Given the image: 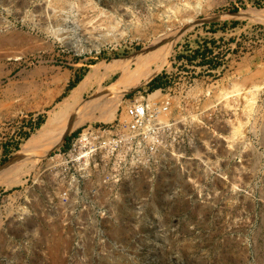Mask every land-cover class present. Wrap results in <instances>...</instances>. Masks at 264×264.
I'll use <instances>...</instances> for the list:
<instances>
[{"label": "rangeland", "instance_id": "1", "mask_svg": "<svg viewBox=\"0 0 264 264\" xmlns=\"http://www.w3.org/2000/svg\"><path fill=\"white\" fill-rule=\"evenodd\" d=\"M196 3L206 20L181 25ZM177 28L160 72L118 110L135 95H171L191 125L179 157L130 169L120 182L67 176L61 156L76 133L121 110L76 127L43 156L20 155L73 83L99 67L82 99L98 96L117 79L116 61ZM157 77L161 88L151 90ZM261 126L264 0H0V264H264Z\"/></svg>", "mask_w": 264, "mask_h": 264}, {"label": "built area", "instance_id": "2", "mask_svg": "<svg viewBox=\"0 0 264 264\" xmlns=\"http://www.w3.org/2000/svg\"><path fill=\"white\" fill-rule=\"evenodd\" d=\"M120 110V118L112 123L86 124L77 133L61 156L67 176L75 170L88 181L100 174L107 179L104 184L120 182L129 177L130 169L181 155L179 137L191 125L163 89L135 95Z\"/></svg>", "mask_w": 264, "mask_h": 264}, {"label": "bare ground", "instance_id": "3", "mask_svg": "<svg viewBox=\"0 0 264 264\" xmlns=\"http://www.w3.org/2000/svg\"><path fill=\"white\" fill-rule=\"evenodd\" d=\"M191 7L193 13L189 14L187 18L179 19L181 25L190 28L206 20V18L204 20H198L197 17V15H202L204 13V7L201 3H196L191 5ZM178 24L177 26H179ZM182 32L183 29L177 28V30H168V32L160 33L161 35L152 36L153 39L150 40V42L148 41L149 44L141 52L130 58L115 62L112 67L113 75L110 76V79H113L115 75L117 79L107 89L96 97L83 100L82 98L85 92L88 91L96 81L95 75H98L96 71L99 70V67H96L93 72L88 73L78 86L72 90L70 96L61 102L58 109L50 114L46 123L39 130V134L27 141L20 155L34 148H38L40 150L42 149L41 156H43L44 153L55 146L64 135L70 133L76 127L95 120L100 122L113 120L116 117L118 106L123 95L132 88L149 83L160 72L167 57L173 50L177 38ZM232 92V90L227 89L220 98L222 100H229L233 95ZM157 94L158 93H156V95ZM248 103L251 105L247 108L249 115H246L249 117L247 118L248 121L244 124L245 127L249 124H253L255 113L254 103L250 102V100ZM239 123V126H236L232 132V138L234 139L240 138L243 133L241 130L243 123ZM260 132L264 144V126H261ZM245 147L254 146L246 145ZM251 156V163L255 167L260 162L261 156L253 148L251 150ZM0 175L3 176L2 174Z\"/></svg>", "mask_w": 264, "mask_h": 264}, {"label": "water", "instance_id": "4", "mask_svg": "<svg viewBox=\"0 0 264 264\" xmlns=\"http://www.w3.org/2000/svg\"><path fill=\"white\" fill-rule=\"evenodd\" d=\"M111 240H112V242L109 244V249L111 250V252H112V250H114V244H115V241H116V234L115 233H112V235H111ZM114 253V252H113ZM111 259H113V260H128V257H126V255H123V254H118V255H116V253H114L113 255H111V257H110ZM131 260H130V256H129V262H130Z\"/></svg>", "mask_w": 264, "mask_h": 264}, {"label": "trees", "instance_id": "5", "mask_svg": "<svg viewBox=\"0 0 264 264\" xmlns=\"http://www.w3.org/2000/svg\"><path fill=\"white\" fill-rule=\"evenodd\" d=\"M74 87H76V82L73 83V84L71 85V89L74 88ZM150 87H151V90H155V89H159V88H161V84H160V81H159V77H157L156 79H154V80L150 83ZM39 125H41V124H39ZM76 134H77V133H76ZM76 134H75V135H76Z\"/></svg>", "mask_w": 264, "mask_h": 264}, {"label": "crops", "instance_id": "6", "mask_svg": "<svg viewBox=\"0 0 264 264\" xmlns=\"http://www.w3.org/2000/svg\"><path fill=\"white\" fill-rule=\"evenodd\" d=\"M46 103H47V102H46ZM15 139H16V138H15ZM62 141H63V140H62ZM62 141H61V142H62Z\"/></svg>", "mask_w": 264, "mask_h": 264}]
</instances>
